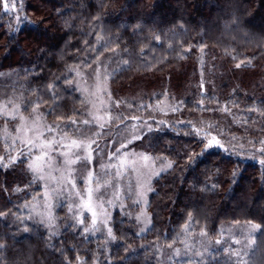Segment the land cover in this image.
Here are the masks:
<instances>
[{"label": "trees", "instance_id": "16d2710c", "mask_svg": "<svg viewBox=\"0 0 264 264\" xmlns=\"http://www.w3.org/2000/svg\"><path fill=\"white\" fill-rule=\"evenodd\" d=\"M106 61L122 101L176 104L143 138L172 161L153 182L150 228L139 235L116 210L109 246L64 220L51 235L24 220L40 189L21 159L0 166V264H160L157 248L180 245L187 228L216 239L239 222L260 225L248 264H264V154L204 151L198 134L222 127L249 150L264 140V0H18L8 14L0 4V90L20 96L25 114L72 130L85 114L72 69ZM2 143L0 119V154ZM204 264L235 263L216 249Z\"/></svg>", "mask_w": 264, "mask_h": 264}, {"label": "rangeland", "instance_id": "374dc122", "mask_svg": "<svg viewBox=\"0 0 264 264\" xmlns=\"http://www.w3.org/2000/svg\"><path fill=\"white\" fill-rule=\"evenodd\" d=\"M114 71L110 61L72 69V80L85 104V114L72 130L47 121L37 109L25 114L20 96L0 90L4 151L0 166L27 161L40 192L25 204L24 220L41 224L51 235L61 232L60 220H64L90 236L102 237L109 246L115 240L116 210L135 222L139 235L151 226L148 205L153 182L172 161L149 152L143 138L154 128L152 120L158 126L171 121L176 104L167 96L153 102L122 101L110 84ZM210 130L225 147H238L249 157L264 154L258 151L264 143L249 150L253 142L240 145L223 139L222 127ZM260 229L253 222L223 224L220 235L210 239L205 232L187 228L180 245L157 248L158 260L160 264H204L212 251L224 249L235 264H248Z\"/></svg>", "mask_w": 264, "mask_h": 264}, {"label": "snow or ice", "instance_id": "6c2138e0", "mask_svg": "<svg viewBox=\"0 0 264 264\" xmlns=\"http://www.w3.org/2000/svg\"><path fill=\"white\" fill-rule=\"evenodd\" d=\"M17 2L18 0H12L11 3H9V0H0V4H2V7H3V10H4V13L5 14H8V13H15L17 11ZM22 10V9H21ZM15 19L19 22L21 17L19 16H16ZM26 19V17L24 18ZM239 67V65H237ZM174 111L176 109H173ZM224 111H227V107L225 106V108L223 109ZM73 123H75L73 121ZM83 123L87 124L88 122L87 121H84ZM101 128L104 127L103 124L100 125ZM200 135H202L204 137V151H207L209 148H219L221 150H224V151H228V149L225 148L224 144L221 143V141L219 140V138H217L216 136H213L210 132H205V133H198ZM208 137H211V138H208ZM73 145H76L77 147H80L79 144H77L76 141H72L71 142ZM92 143H95V141L93 140ZM261 143H264V142H261ZM91 145H85V147H90ZM259 152L261 153H264V148H260L258 149ZM262 163H264V161H262ZM167 167H171V164H168ZM109 234L110 233V230H109Z\"/></svg>", "mask_w": 264, "mask_h": 264}]
</instances>
